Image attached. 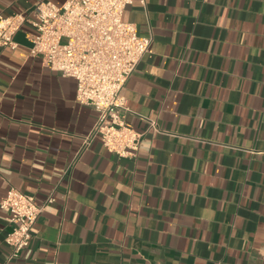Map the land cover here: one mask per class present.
<instances>
[{"label": "crops", "instance_id": "crops-1", "mask_svg": "<svg viewBox=\"0 0 264 264\" xmlns=\"http://www.w3.org/2000/svg\"><path fill=\"white\" fill-rule=\"evenodd\" d=\"M145 1L123 15L153 41L122 94L133 129L163 132L137 158L100 140L79 155L98 114L29 55L30 25L0 50V203L55 197L14 259L0 207V264H264V0Z\"/></svg>", "mask_w": 264, "mask_h": 264}, {"label": "built area", "instance_id": "built-area-1", "mask_svg": "<svg viewBox=\"0 0 264 264\" xmlns=\"http://www.w3.org/2000/svg\"><path fill=\"white\" fill-rule=\"evenodd\" d=\"M134 1L69 0L57 6L40 0L30 11L0 14V50L15 47L16 33L30 25L29 55L41 59L51 71L74 79L76 101L97 112L79 155L100 140L119 159H134L147 133L163 132L156 120L147 117L144 120L149 126L143 133L127 123L132 110L122 91L153 41L152 36H141L135 24L123 20L126 8ZM141 3L145 5L146 1ZM54 202L53 194L39 204L34 196L15 188L7 192L0 207L9 212L13 225L6 238L12 248L11 259L30 246L34 225Z\"/></svg>", "mask_w": 264, "mask_h": 264}]
</instances>
